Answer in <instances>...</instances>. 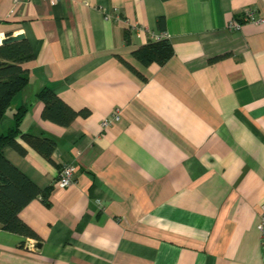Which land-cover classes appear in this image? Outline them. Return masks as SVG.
<instances>
[{
  "label": "crops",
  "instance_id": "1",
  "mask_svg": "<svg viewBox=\"0 0 264 264\" xmlns=\"http://www.w3.org/2000/svg\"><path fill=\"white\" fill-rule=\"evenodd\" d=\"M247 9L263 22L229 29ZM164 32L167 63L135 59ZM17 34L35 58L0 134L27 104L23 131L57 145L55 164L21 137L25 155L5 148L52 190L19 213L41 241L0 225V264H264V0H0V36ZM44 87L91 114L44 119ZM69 164L75 183L62 188Z\"/></svg>",
  "mask_w": 264,
  "mask_h": 264
},
{
  "label": "trees",
  "instance_id": "2",
  "mask_svg": "<svg viewBox=\"0 0 264 264\" xmlns=\"http://www.w3.org/2000/svg\"><path fill=\"white\" fill-rule=\"evenodd\" d=\"M158 23L163 26L165 18L160 17ZM129 37L126 33L127 42H130ZM132 54L145 66L152 63L164 65L174 55V48L168 38L151 39ZM227 56L228 54H223L213 57L210 62H216ZM34 58L35 55L27 39L0 45V122L11 108L14 97L29 83V71L23 67V63ZM121 61L139 77L146 79L129 61L123 57ZM37 97L44 103L43 118L62 126L70 125L79 116L88 117L91 114L89 109L75 110L47 87L42 88ZM27 111V104L19 107L13 114V126L6 133L0 134V225L6 231L41 241V237L21 219L19 213L38 197L49 205L52 187L41 188L5 156L7 146L22 155L27 153V149L18 141L21 137L49 162L55 164L53 159L57 145L55 139L43 134L35 135L23 131L21 125Z\"/></svg>",
  "mask_w": 264,
  "mask_h": 264
},
{
  "label": "built area",
  "instance_id": "3",
  "mask_svg": "<svg viewBox=\"0 0 264 264\" xmlns=\"http://www.w3.org/2000/svg\"><path fill=\"white\" fill-rule=\"evenodd\" d=\"M22 1H24V0H15V3L18 4ZM59 1L60 0H50V2L52 4H56ZM245 22L259 23V22H263V18L258 17L254 10L247 9L244 12V15L242 16V20L241 21L232 20L228 24V28L229 29H240ZM167 36L168 35L165 32L161 33V34H153V38L155 40L164 39V38H167ZM119 119H120L119 111H116L110 117H106L103 119L102 126L104 128L109 127L111 124L118 121ZM74 173H75V166L74 165L69 164V165L63 166L61 171H60L59 177L56 180V184L62 188L71 186L73 183H75ZM258 227H259V230L261 233L262 243L264 245V205H263V209H262V213H261V220L259 222Z\"/></svg>",
  "mask_w": 264,
  "mask_h": 264
},
{
  "label": "water",
  "instance_id": "4",
  "mask_svg": "<svg viewBox=\"0 0 264 264\" xmlns=\"http://www.w3.org/2000/svg\"><path fill=\"white\" fill-rule=\"evenodd\" d=\"M23 39H25V35L24 34L7 35V36L2 37L0 39V45L8 44V43L16 42V41H20V40H23Z\"/></svg>",
  "mask_w": 264,
  "mask_h": 264
},
{
  "label": "rangeland",
  "instance_id": "5",
  "mask_svg": "<svg viewBox=\"0 0 264 264\" xmlns=\"http://www.w3.org/2000/svg\"><path fill=\"white\" fill-rule=\"evenodd\" d=\"M2 37H4V36H0V38H2Z\"/></svg>",
  "mask_w": 264,
  "mask_h": 264
}]
</instances>
